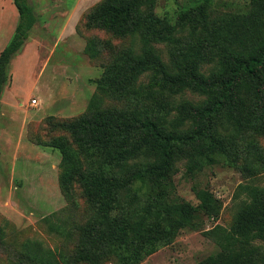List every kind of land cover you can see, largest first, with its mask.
I'll return each mask as SVG.
<instances>
[{
  "label": "trees",
  "instance_id": "16d2710c",
  "mask_svg": "<svg viewBox=\"0 0 264 264\" xmlns=\"http://www.w3.org/2000/svg\"><path fill=\"white\" fill-rule=\"evenodd\" d=\"M13 2L19 20L0 53V98L11 59L36 23L28 0ZM155 2L104 0L89 13L87 26L132 37L133 47L117 55L98 85L101 93L123 98L127 105L66 123L76 146L65 137L48 142L62 153L64 189L79 181L92 207L75 254L90 264L108 257L138 264L171 244L180 231L196 227L201 217L217 219L222 205L208 188L196 189L197 205L169 197L166 187L173 184L176 160L187 157V172L193 174L217 157L234 160L232 143L243 132L264 134V0H250L246 9L216 18L212 0H193L175 21L156 15ZM145 5L150 10H143ZM184 31L196 39L180 43ZM155 43L179 44L170 62ZM87 52L98 55L96 40ZM208 61L214 65L205 73ZM142 76L148 77L146 83L139 82ZM185 91L201 99H178ZM252 146L255 151L257 144ZM242 188L245 198L234 223L214 235L218 250L198 264H264V247L257 244L264 241V185ZM55 228L67 234L63 225ZM23 249L39 264L69 263L64 253L40 241H28Z\"/></svg>",
  "mask_w": 264,
  "mask_h": 264
},
{
  "label": "rangeland",
  "instance_id": "374dc122",
  "mask_svg": "<svg viewBox=\"0 0 264 264\" xmlns=\"http://www.w3.org/2000/svg\"><path fill=\"white\" fill-rule=\"evenodd\" d=\"M74 1L76 11L67 12ZM103 1L28 0L36 23L22 50L11 59L9 78L0 98V264H39L24 252L23 245L28 241H40L64 253L69 259L67 264H90L76 259L75 254L80 227L90 218L92 207L79 181L70 191L64 189L62 153L48 142L65 137L76 146L66 123L97 110L127 105L125 99L103 94L98 88L107 66L119 53L133 47L130 35L116 36L86 25L89 13ZM192 1L156 0L152 9L156 15L175 21L181 7ZM249 1L212 0L211 16L244 10ZM9 7L13 9L9 0H0V14H10ZM143 10L150 9L145 5ZM17 22L14 15L13 28ZM178 36L180 43L196 39L188 31ZM93 39L99 49L96 57L87 52ZM155 45L163 59L170 62L179 44ZM139 47L136 43L135 49ZM213 65L208 61L202 70L208 73ZM147 81V76L139 79L141 83ZM180 97L201 99L191 91ZM33 98L38 104L32 103ZM253 143L257 144L255 151ZM232 148L234 160L217 157L214 164L193 174L187 172V157L176 160L173 184L166 187L169 197L197 205L200 200L196 189L208 188L221 202L220 215L217 219L201 217L196 227L180 231L171 244L138 264H198L218 250L214 235L234 223L237 206L245 198L242 187L264 185V134L245 131L235 138ZM83 160L86 169L89 161L87 157ZM120 198L125 204L123 195ZM61 225L67 234L56 230ZM257 244L264 247V241ZM99 264L118 261L108 257Z\"/></svg>",
  "mask_w": 264,
  "mask_h": 264
},
{
  "label": "bare ground",
  "instance_id": "6f19581e",
  "mask_svg": "<svg viewBox=\"0 0 264 264\" xmlns=\"http://www.w3.org/2000/svg\"><path fill=\"white\" fill-rule=\"evenodd\" d=\"M14 13L11 15L0 14V44H2L13 30Z\"/></svg>",
  "mask_w": 264,
  "mask_h": 264
},
{
  "label": "crops",
  "instance_id": "0c3cea01",
  "mask_svg": "<svg viewBox=\"0 0 264 264\" xmlns=\"http://www.w3.org/2000/svg\"><path fill=\"white\" fill-rule=\"evenodd\" d=\"M9 2L11 3V7L13 6L12 8L14 9V11H13V9H11L9 7V9L12 10V12L10 14H7V13H1V14H3V15L5 14L6 16L7 15L9 16V15H11V14L14 13L15 14V17L17 18V21H18L19 20V12L17 10V7L15 6L14 2H12V0H9ZM76 5L77 4H76L75 1H74V3L72 5L69 4L68 7H67V12H69L70 10L73 11V12H75L76 11V7H77ZM17 23H16V26H17ZM16 26L13 28L12 32H10V34L7 37V39L2 44H0V53L5 48V46L8 44L9 40L11 39L13 33L15 32Z\"/></svg>",
  "mask_w": 264,
  "mask_h": 264
},
{
  "label": "built area",
  "instance_id": "2783aa9c",
  "mask_svg": "<svg viewBox=\"0 0 264 264\" xmlns=\"http://www.w3.org/2000/svg\"><path fill=\"white\" fill-rule=\"evenodd\" d=\"M32 103H33V104H38V99H37V98H33V99H32Z\"/></svg>",
  "mask_w": 264,
  "mask_h": 264
}]
</instances>
